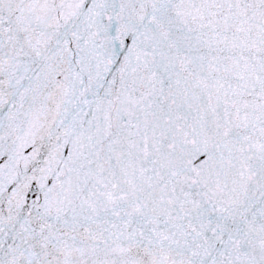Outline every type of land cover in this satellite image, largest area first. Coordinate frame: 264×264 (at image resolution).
<instances>
[{
    "label": "snow or ice",
    "instance_id": "1",
    "mask_svg": "<svg viewBox=\"0 0 264 264\" xmlns=\"http://www.w3.org/2000/svg\"><path fill=\"white\" fill-rule=\"evenodd\" d=\"M0 264H264V0H0Z\"/></svg>",
    "mask_w": 264,
    "mask_h": 264
}]
</instances>
